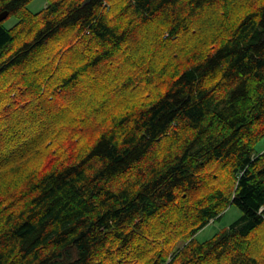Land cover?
<instances>
[{"label":"trees","instance_id":"trees-1","mask_svg":"<svg viewBox=\"0 0 264 264\" xmlns=\"http://www.w3.org/2000/svg\"><path fill=\"white\" fill-rule=\"evenodd\" d=\"M31 1L0 0V264H264V0Z\"/></svg>","mask_w":264,"mask_h":264},{"label":"rangeland","instance_id":"rangeland-1","mask_svg":"<svg viewBox=\"0 0 264 264\" xmlns=\"http://www.w3.org/2000/svg\"><path fill=\"white\" fill-rule=\"evenodd\" d=\"M46 3V0H32L29 4H28V8L32 11H39ZM207 12H203L200 13L199 15H197V17L195 18L196 20L199 19H204L206 18ZM15 21L14 18H10L7 21V25H11L13 24ZM148 33V28L143 27V28H139L137 31H135L132 36L128 39V41L126 42L127 44V48L125 51H127L128 47H131L133 50L134 48H136L137 53L142 52V47H143V38L144 35H146ZM64 54V58L69 59L72 58L71 57V53L72 51H69L68 49L65 50L63 52ZM62 55V56H63ZM116 64H119V60L116 59L115 62ZM109 65V64H108ZM117 71L115 70L113 73H116ZM90 75H96V73L91 72L89 73ZM99 75V74H98ZM55 107L57 106L56 104L54 105ZM254 151L259 153L264 151V135L258 140L256 141V143L254 144ZM240 215V210L238 209L237 206L233 205L228 207L220 216V218L209 222L206 226H204L202 229H200L197 233H196V239L199 241H203L208 239L209 237H211L215 232L219 231L220 229L227 227L231 222H233L236 218H238V216ZM258 245H259V241H258Z\"/></svg>","mask_w":264,"mask_h":264},{"label":"water","instance_id":"water-1","mask_svg":"<svg viewBox=\"0 0 264 264\" xmlns=\"http://www.w3.org/2000/svg\"><path fill=\"white\" fill-rule=\"evenodd\" d=\"M8 15V12L7 11H4V12H1L0 13V22L5 19Z\"/></svg>","mask_w":264,"mask_h":264}]
</instances>
